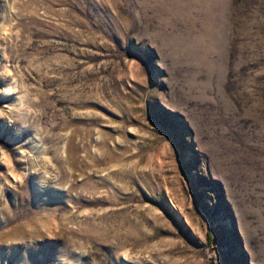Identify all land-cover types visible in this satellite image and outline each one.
Returning <instances> with one entry per match:
<instances>
[{"label":"rangeland","instance_id":"1","mask_svg":"<svg viewBox=\"0 0 264 264\" xmlns=\"http://www.w3.org/2000/svg\"><path fill=\"white\" fill-rule=\"evenodd\" d=\"M0 264H264V0H0Z\"/></svg>","mask_w":264,"mask_h":264}]
</instances>
